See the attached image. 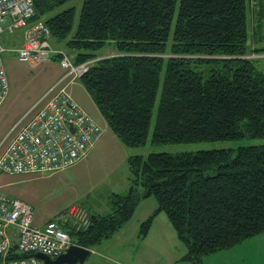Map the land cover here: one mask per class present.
<instances>
[{
  "label": "trees",
  "instance_id": "obj_1",
  "mask_svg": "<svg viewBox=\"0 0 264 264\" xmlns=\"http://www.w3.org/2000/svg\"><path fill=\"white\" fill-rule=\"evenodd\" d=\"M69 1L34 0L30 21L74 63L95 59L79 82L124 145L147 144L156 103L155 144L264 137V58L250 56L264 52V0H84L79 16ZM107 46L117 54L100 57ZM128 166L129 192L71 232L80 245L112 236L152 195L140 237L165 212L192 264L264 232V144L132 154Z\"/></svg>",
  "mask_w": 264,
  "mask_h": 264
},
{
  "label": "built area",
  "instance_id": "obj_2",
  "mask_svg": "<svg viewBox=\"0 0 264 264\" xmlns=\"http://www.w3.org/2000/svg\"><path fill=\"white\" fill-rule=\"evenodd\" d=\"M34 15V0H0V106L10 87L4 63L6 51L17 52L21 61L35 63L59 54L61 65L79 75L95 61L76 66L65 51L52 46L51 30L44 21H30ZM21 27H26L21 44L10 45L8 41ZM58 85L59 82L41 98L44 100L41 106L18 128L0 153V171L10 174L56 172L83 159L90 146L102 137L103 126L67 86ZM90 222L88 209L79 202H72L47 219L43 226L36 225L29 203L0 190V264H40L35 256L37 252L55 258L71 245L79 244L71 232L87 228ZM14 246L16 251L29 256L10 259Z\"/></svg>",
  "mask_w": 264,
  "mask_h": 264
},
{
  "label": "rangeland",
  "instance_id": "obj_3",
  "mask_svg": "<svg viewBox=\"0 0 264 264\" xmlns=\"http://www.w3.org/2000/svg\"><path fill=\"white\" fill-rule=\"evenodd\" d=\"M83 1L70 0L64 7H75L76 14L79 16ZM25 28L21 27L17 30L16 37L18 42L23 37ZM51 41L56 49L65 51L74 62V52H70L64 41L56 39H51ZM99 54L101 55L100 57H103L115 55L117 51L113 47L107 46L100 49ZM250 56L264 58V52L251 54ZM4 63L10 87L8 96L0 107V153L6 148L18 128L41 106L44 101H41V98L52 86L59 82L58 87L67 86L68 91L73 94L69 86L72 83H79L81 76L63 67L58 58L43 59L35 63L21 61L17 52L9 51L4 53ZM78 65L80 64H76V66ZM62 78H64L63 81H61ZM75 87L77 89L76 94L79 95L85 106L89 104L92 109V105L96 107L83 85L81 87L77 84ZM49 96L50 94L47 98ZM157 106L158 103H156L154 109L150 137L145 146L132 148L124 144L119 146V144L113 142L108 144L112 138L109 133L113 132L107 130V126L104 125L101 117L96 114L97 116L94 115V118L98 117L97 119L102 123L97 120L104 128L102 141L107 142V146L101 144L103 147L101 148L99 144L83 160L81 159V161L70 167L52 172V174H10L0 171V190L30 202L33 205L34 215L39 218L48 215L50 211L63 210L72 202H81L89 209L90 213H107L112 210L114 196L129 192L132 186V173L128 166V156L130 154H142L146 157L151 152H196L198 150L216 148H232L235 153L239 146L264 144V137L250 136L229 140L155 144L152 142L151 136L155 124ZM22 117L24 119H21ZM20 119L21 122L19 123ZM126 151H129L130 154L128 155ZM157 206L158 201L155 196L144 198L132 221L135 223L140 222L142 218L152 214ZM141 209L142 211H140ZM162 213L153 222L154 228L158 231V236H155L157 238L164 237L163 234H166L167 226H159L163 224L161 217H164V223L170 222L167 214L165 212ZM130 231L133 232L132 227H130ZM155 233V231L152 232L153 235ZM158 252L160 255H157V257H160L161 261L164 262V242ZM40 264H43L42 260H40Z\"/></svg>",
  "mask_w": 264,
  "mask_h": 264
},
{
  "label": "crops",
  "instance_id": "obj_4",
  "mask_svg": "<svg viewBox=\"0 0 264 264\" xmlns=\"http://www.w3.org/2000/svg\"><path fill=\"white\" fill-rule=\"evenodd\" d=\"M20 41L21 39H19V42ZM8 42H10L9 43L10 45L12 43L13 45L16 44L15 40L12 38H10ZM6 52H9V51H6ZM47 59L49 58H46L44 60H47ZM77 84H79L82 87L80 82L72 83L69 86V89L73 92L75 98L83 106L84 102L81 100L79 95L76 94L77 89L75 86ZM6 98L3 100V102L6 100ZM94 105L96 106L95 103ZM83 107L93 117L94 115L95 116L99 115L101 117V120H103L102 122L104 123V125L107 126V130H109L110 132H113L108 127L105 119L103 118L97 106L94 107L92 105L93 109L91 108L89 104L86 106L84 105ZM97 118L95 119L98 120ZM113 134L114 133H109V135H112V138L108 142V144L113 142L121 146V144H123L122 141H120V139L116 135H113ZM102 138L103 136L98 141L93 143L92 146H90L84 158H86L89 154H91V152H93V150L97 148L99 144L100 145L102 144L103 146H107V142L102 141L103 140ZM102 145H101V148H103ZM126 153H128V155L130 154L129 151H126ZM33 174H40V173H33ZM20 199L26 201L23 198H20ZM26 202L29 203L33 207V205L30 202L28 201ZM142 202H143V199L140 201L134 214H136ZM140 211H142V209ZM56 212L58 211H54V210L50 211L48 215H44V217L42 218H39L37 217V215H34V223L36 225L43 226L45 222L47 221V219L52 217V215H54ZM162 214L163 213L161 212L155 216L150 226V229L148 230V233L146 234V236H143V237H140V233H139L141 223L145 219H147L151 214L142 218L140 222H136V223L132 221V218H133L132 216L131 219H129L116 233H114L109 238L101 241L99 244H97L93 248H90L91 253H90L89 258L82 264H192L189 260L184 258V256L187 253L186 245L178 237V234L176 230L174 229L172 223L171 222L164 223V217H161V222H163V224H160L159 226L161 225L167 226L166 234L162 233L164 237H159V238L155 237V236H158L157 235L158 231H156V229L154 228L153 222L157 218V216L162 215ZM130 227H132L133 232L130 231ZM153 231L156 232L155 235L152 234ZM163 242H164V262L161 261L160 257H157V255H160L158 251L160 250V247L162 246ZM202 264H264V232L259 233L253 237L247 238L246 240L242 241L241 243L237 244L236 246L232 248L221 250L209 256L204 257Z\"/></svg>",
  "mask_w": 264,
  "mask_h": 264
},
{
  "label": "water",
  "instance_id": "obj_5",
  "mask_svg": "<svg viewBox=\"0 0 264 264\" xmlns=\"http://www.w3.org/2000/svg\"><path fill=\"white\" fill-rule=\"evenodd\" d=\"M90 253V248L75 244L55 258L42 252H37L35 256L41 259L43 264H82L89 258Z\"/></svg>",
  "mask_w": 264,
  "mask_h": 264
}]
</instances>
